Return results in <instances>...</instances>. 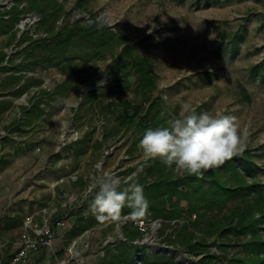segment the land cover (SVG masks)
I'll return each instance as SVG.
<instances>
[{
    "label": "rangeland",
    "instance_id": "obj_1",
    "mask_svg": "<svg viewBox=\"0 0 264 264\" xmlns=\"http://www.w3.org/2000/svg\"><path fill=\"white\" fill-rule=\"evenodd\" d=\"M60 1L70 11L71 19L83 17L87 21L94 18L98 26L110 25L126 34L131 43H135V52L148 59L157 81V88L152 95L161 97L162 106L170 116L179 114L181 101H190L197 113L222 112L234 116L245 148L254 153L253 157L259 164L256 179L264 184V0H84L82 6L77 4V0ZM9 42V36L0 35V48ZM111 59L112 55L107 54L105 58L93 62H73L66 71L59 65H53L46 70L34 72L41 74L47 81L46 85L52 89L70 72L78 70L79 78L84 83L58 97L49 113L60 117L50 119L52 121L46 124L73 121L79 125L89 123L93 126L103 116L106 120L107 139L98 148L91 147L85 154L76 156L74 153L65 159L49 154V149L46 170L31 178V182L19 190L17 186L3 184V188L6 186L13 192V203L0 217V224L7 215L22 213L24 216L53 195L55 205L62 209L65 190L76 191L80 195L89 186H93L105 171L112 169L119 170V175L127 178L132 173L130 168L143 160L140 149L135 153L129 152L134 140L133 129H119L114 119L101 109L102 105L92 107L85 101L83 92L87 86L97 88L102 75L110 80ZM130 81V89L114 91L102 102L106 103L111 98L119 103L144 102L143 94L136 89V77L131 76ZM76 101L80 105L73 115L71 104ZM9 114L14 117L12 110ZM2 128L3 122H0V134L5 131ZM40 142L33 140L22 160L10 162L14 164L15 175L37 167L39 160L34 151ZM94 142L92 138L91 144ZM110 143L118 144L117 151L101 164L103 145ZM123 151L124 154L129 152L131 158L121 159L119 156ZM71 174L82 176L85 185L70 181ZM61 178L64 180L52 188V184ZM93 191L95 193L96 189ZM183 204L186 202L183 201ZM24 205L27 207L24 208ZM226 213L227 209H224L212 214L221 217ZM74 219L73 213L69 220L70 226ZM182 221L174 226H180ZM153 226L152 240L142 245V248L148 250L150 258L152 252L164 251L174 256L180 264H196L201 255L190 253L179 244H166L165 236L172 231L171 227L164 224L159 228ZM19 232L20 227L3 232L0 237V259L10 253ZM94 232L91 248L85 252L81 264H107L109 251L112 248L119 250V246L108 244L105 246V257L97 254L105 241L119 245V230L115 220L102 221L95 226ZM247 239L248 236L240 235L233 242L220 241L231 245L212 246L211 252L219 255H244L246 249L242 244ZM64 240L65 236L58 241L55 248L57 251L65 246ZM8 243L12 245L9 249ZM135 258L140 259L141 264H146L143 251ZM46 261L41 257L37 264Z\"/></svg>",
    "mask_w": 264,
    "mask_h": 264
},
{
    "label": "trees",
    "instance_id": "obj_2",
    "mask_svg": "<svg viewBox=\"0 0 264 264\" xmlns=\"http://www.w3.org/2000/svg\"><path fill=\"white\" fill-rule=\"evenodd\" d=\"M22 3L25 4L20 7ZM83 3L84 0H77L79 6ZM30 11L40 15L39 31L46 35L34 38L28 32H23L18 38L20 48L9 55V65L0 67V71H10L6 76L0 77V96H19L35 86L39 87L32 96L25 123L43 113V103L51 104L59 96L68 94L75 86L82 85L84 80L79 78L78 70L72 71L67 78L47 90L41 87L44 81L41 74H16L17 71H43L53 65H60L63 70H67L73 62H93L105 58L107 54L112 55L110 80L107 84L88 91L85 101L92 107L102 105L101 109L114 119L119 129H133L134 140L130 153L139 150L138 144L146 129L163 125L172 117L163 108L161 97L152 95L157 88V81L148 59L135 52V43H131L122 31L110 25L100 27L94 18L93 22L86 21L83 17L71 19L70 11L65 9L60 0H18L12 9L0 10V34H9L10 42L14 41L18 33L15 26L20 15ZM6 14L9 15L8 18L4 17ZM5 57L6 53L0 52V63ZM131 76L136 77V89L143 94L144 102L119 103L112 98L106 103L102 102L114 91L130 89ZM12 104V100L1 99L0 113ZM92 138L93 130L78 142L76 156L85 154L91 147L98 148L102 145L100 141L91 144ZM253 156L254 153L249 148H244L243 152L227 160L222 166L204 172L202 177L189 175L174 166L168 168L159 159L140 160L130 168V172H137L131 177L134 176V181L143 186L144 196L149 202L147 211L151 212L152 219L163 218L164 226L172 228L165 236L166 244H179L190 253L201 255L196 264H264V184L256 179L260 167ZM6 162L0 158V168ZM76 184L85 185V179L80 177ZM124 187H127L126 182L121 184V188ZM94 196L92 194L86 198L83 205L73 212L75 219L65 234V246L82 232L101 222L90 211ZM224 209H227V213L221 217L212 214ZM127 212H131V209L125 207L122 214ZM193 214H196L195 218H192ZM23 217L22 213L4 217L0 224V237L5 230L21 228ZM174 219L178 225L180 220L183 221L176 227L171 222ZM124 231L129 240L141 236V232L131 223L125 226ZM240 235L248 236L242 244L246 249L244 255H219L211 252L212 246L231 245L220 241L233 242ZM11 246L8 243V249ZM118 246V252L110 253L106 258L107 264H131L141 251L144 252L146 264H180L174 256L164 251L152 252L150 258L148 250L142 248V245L121 242ZM63 252L60 249L59 256H63ZM9 256L8 253L5 258Z\"/></svg>",
    "mask_w": 264,
    "mask_h": 264
},
{
    "label": "built area",
    "instance_id": "obj_3",
    "mask_svg": "<svg viewBox=\"0 0 264 264\" xmlns=\"http://www.w3.org/2000/svg\"><path fill=\"white\" fill-rule=\"evenodd\" d=\"M17 1L18 0H0V10L8 11L12 9L17 4ZM24 4L25 3L20 4V7H22ZM5 16L7 17L8 15ZM39 21L40 15L35 11L22 13L18 22L16 23L18 38L25 31L34 38L45 36V32L39 31ZM89 21L91 22V20ZM15 50L16 45L14 44L6 48L7 56L5 58V64L8 63L9 55ZM24 73L28 75L35 74L31 71H24ZM99 82V86H103L109 82V78L106 75H102ZM46 84L47 81L44 79L41 87L50 90L51 88H49ZM38 89L39 87H33L31 90L26 91L18 99H16L15 113L18 119H24L25 114L22 106H30L28 98L31 95H34ZM92 89V86H87L83 93L86 95V93ZM79 105V101L71 104V108L74 110L73 115H75ZM44 107L46 112L50 111L48 106L44 105ZM105 126L106 120L103 116L100 117L93 124V126H91L89 123H83L79 125L73 121L63 122L59 128L57 136L54 139V142L51 143L46 141L41 143L36 147V150L38 152H45L47 149H51L49 154L60 156L61 159L69 158L76 152L78 142L92 130L93 139H95V141H100L103 144L106 140ZM6 133L7 132L2 131L0 135L4 136ZM117 148V143L104 144L102 160L100 163L102 164L107 157L114 154L117 151ZM119 157L123 160H128L131 158L130 153L128 152L124 154V151L121 152ZM47 166L48 156L45 159L40 160L35 169H32L23 175L21 180L25 181L29 177L33 178L38 173L45 171ZM118 171L119 170L112 169L105 171L103 174L107 173L119 177L122 183H125L132 175L137 174V172L134 171L127 178H125L123 175H119ZM80 177L82 176L79 174L69 175V179L73 183H76ZM63 180L64 178H61L60 180L54 182L52 184V188H55L56 185L60 184ZM93 189L94 188L92 186H89V188L80 195H78L76 191L65 190L63 192L65 199L62 203V209L55 205L53 201V195L50 199L36 205L31 211L26 212L23 217L18 237L14 240L13 246L11 247L12 249L9 253L10 256L7 259L5 258L6 256L3 257V259H0V264H37L39 262V258L41 257L47 260L44 264L83 263L85 252L91 248V239L95 235V227L85 230L80 235L75 237L68 245L64 246L62 248L64 250L63 256H59L60 250L57 251L55 248L58 244V241L64 237L71 228L72 225H69V220L71 217H73V212H75L78 207L83 205L86 198L92 194H95ZM12 196L13 195L11 194L7 203L2 207V210L0 211V217H2L5 211L12 205ZM79 197H81L80 200ZM129 213L130 212L124 213L121 215V219L115 220L119 230L120 243L128 242L131 245H145L146 242L152 240V225L154 224L156 228H159L164 222L163 218L152 219L151 212L149 211H146L144 215L139 217H131ZM195 217L196 214H193L192 218ZM176 221V219L171 220L172 224H176ZM129 223L133 224L141 232V236L133 240H129L126 237L124 228ZM155 226H153V228H155ZM108 244H110L112 247L118 246V244L115 242H109V240L105 241L104 245L98 250L97 254H101L103 257H105L107 255L105 246ZM117 252L118 250L115 248H112V250L109 251V253ZM135 261L133 264H141L140 259H136Z\"/></svg>",
    "mask_w": 264,
    "mask_h": 264
},
{
    "label": "clouds",
    "instance_id": "obj_4",
    "mask_svg": "<svg viewBox=\"0 0 264 264\" xmlns=\"http://www.w3.org/2000/svg\"><path fill=\"white\" fill-rule=\"evenodd\" d=\"M178 115L165 124L145 130L138 148L143 159H159L168 168L202 177L203 173L222 166L243 152L245 144L234 116L222 112L197 113L190 101H181ZM119 177L105 173L92 186L95 191L90 211L100 221L121 219L122 210L131 209V217L146 213L149 202L143 186L134 176L121 188Z\"/></svg>",
    "mask_w": 264,
    "mask_h": 264
},
{
    "label": "crops",
    "instance_id": "obj_5",
    "mask_svg": "<svg viewBox=\"0 0 264 264\" xmlns=\"http://www.w3.org/2000/svg\"><path fill=\"white\" fill-rule=\"evenodd\" d=\"M6 15H8V14H6ZM8 16L6 17L4 15L5 18H8ZM0 35H7L10 38L9 34H0ZM13 44L16 45V50H18L20 48V46L18 45V36L14 41L9 42L7 45L5 44L4 46H2L0 48V52H5L6 56H7L6 48L13 45ZM19 61L20 60L18 59L17 62H19ZM1 65H9V63L5 64V59H4V61L2 63H0V67H1ZM59 67H60V65H59ZM24 71H30V70H19L16 72V74H18L19 72L24 73ZM63 71H66V70H63ZM31 72H35V71H31ZM8 73H10V71H5V72L0 71V77H4ZM69 74H68V76H69ZM34 75H40V74H34ZM68 76H66L65 78H67ZM20 96L21 95L14 96L13 94H8L6 96H0V100L6 99V100H12L13 101L12 106H10L4 112L0 113V122H3V128L1 130H5L7 132L6 135H4V136L0 135V152H1L0 158H3L7 161L3 165V167L0 168V188H1L0 189V211H1L2 207L8 201L10 195L13 193V192L9 191V189L6 186H5V188H3V186H4L3 184L7 183L6 185L9 184L10 186H13V187L17 186L16 189L19 190V189H21L22 186H24V184L31 182L30 177L27 178L25 181L21 180V177L23 175H25L26 173H28L30 171V169L27 170L26 172L22 173V174L20 173V174L15 175L16 172L14 171V164H11L10 162H12L13 160H17V161L22 160L25 156L24 154L27 153V151H28L27 147H31L30 144L32 143L33 140L41 141L40 144L44 143L46 141L53 143L54 137L56 136L60 126L63 123L60 121L59 122L53 121V123L51 122V125H55V126H51L50 124H46L47 121H49L50 119H54V118L57 119L58 117H60V115L57 116L56 114L55 115L51 114L53 117H50L51 116L49 113L50 111L46 112L45 107H44V105L48 106L50 108V110H52L51 106L55 105L58 98L55 99L51 104L43 103L42 104V107L44 109L43 113L41 115H37V116L33 115L34 119L32 121H30L29 123H25L24 119L26 117V113L28 112L30 106H22V109L24 110L25 116H24V119H22V120L18 119L16 116V113H15V106H16V99H18ZM32 96L33 95H31L29 97V102L32 101L31 100ZM11 110L13 111L14 117L10 116V114H9V112H11ZM48 113H49V115H47ZM50 121H52V120H50ZM48 151H49V149H47L45 152H38L37 150H35L34 153L36 154V156H38V160L40 161V160L45 159L49 155ZM27 192H30V190ZM24 193H25V191H23V194ZM26 207L27 206L24 205V208H26Z\"/></svg>",
    "mask_w": 264,
    "mask_h": 264
},
{
    "label": "water",
    "instance_id": "obj_6",
    "mask_svg": "<svg viewBox=\"0 0 264 264\" xmlns=\"http://www.w3.org/2000/svg\"><path fill=\"white\" fill-rule=\"evenodd\" d=\"M91 22L93 21L92 18H90Z\"/></svg>",
    "mask_w": 264,
    "mask_h": 264
}]
</instances>
